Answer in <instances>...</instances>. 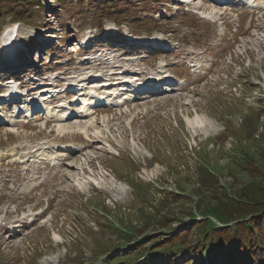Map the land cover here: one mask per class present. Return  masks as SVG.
Returning a JSON list of instances; mask_svg holds the SVG:
<instances>
[{"label":"rangeland","instance_id":"obj_1","mask_svg":"<svg viewBox=\"0 0 264 264\" xmlns=\"http://www.w3.org/2000/svg\"><path fill=\"white\" fill-rule=\"evenodd\" d=\"M40 1L27 15L11 3L0 13V39L18 27L13 49L0 43V264H147L150 242L206 220L197 206L207 195H235L264 179L237 167L248 154L258 159L264 145V134L247 137L264 114V0H191L183 7L116 0L117 10L102 18L101 0ZM87 38L88 50L81 44ZM86 53L112 64L96 67ZM10 76L22 90L18 107L4 101ZM121 76L165 81L153 93L128 84L109 89V102L124 92L133 97L79 113L83 100L93 99L82 83ZM70 82L78 87L66 89ZM143 91L148 97L138 98ZM43 100V113L22 122ZM197 113L202 123H193ZM87 121L86 130L61 131V124ZM204 158L216 185L199 183ZM129 177L153 194L141 201L146 190ZM198 237L206 236L195 228L191 240ZM175 254L153 264H196L194 254ZM257 257L250 255L251 263Z\"/></svg>","mask_w":264,"mask_h":264},{"label":"trees","instance_id":"obj_2","mask_svg":"<svg viewBox=\"0 0 264 264\" xmlns=\"http://www.w3.org/2000/svg\"><path fill=\"white\" fill-rule=\"evenodd\" d=\"M114 1L116 0L98 1L97 5H99V11L102 13L101 18L109 17L111 14L109 13L110 11L117 10L116 6L118 4L114 3ZM82 2H85V0ZM141 2V0H138V4ZM5 3H9V5L11 3V7L21 9V13L27 15L29 8L40 5L41 1L0 0V13L5 12L7 9ZM120 3L127 7L128 0H120ZM40 7V9H43L44 6ZM9 15L13 18L18 16ZM113 16L120 18L122 14L115 13ZM243 115L246 117V114ZM263 118L264 114L255 118L254 127L253 129H248L247 137L248 135L253 136L254 131L257 136L264 134ZM261 150L262 152L257 155L258 159H254L251 154H248L250 160L239 162L237 167H241L243 172L252 177L262 178L264 176V145ZM199 166V183L206 186L216 185L213 177L214 173L210 169L207 158H204V162ZM129 179L132 182V187L136 185L137 189L142 188L141 190H146L145 194H141V201H145L143 200L144 198L147 199L153 194L151 191L148 192L147 188L149 185L146 184L147 186L144 187L142 183L140 184L139 181H134L132 177H129ZM255 181L242 185L238 190L239 192H234L235 195H231L226 191L207 195V200L197 206L199 215L204 216L206 220L193 225V229H198L200 235L206 237L208 235L207 238L205 237L206 240L205 238L202 240L201 237H198L197 242H193L191 240L193 229L190 233L186 229L177 235L171 234L163 242L155 243L159 240L156 239L149 243L148 249L150 250L147 251L148 255L145 258L147 264L169 261V256L172 253H176L175 257L184 254H194L196 264H264V179L261 182ZM141 190H139V193H141ZM199 191L201 192L202 190ZM188 209L190 210L186 212L191 214V208ZM211 218L215 219L218 224L214 223ZM225 224L227 226L221 228V225ZM159 225L162 226L161 228L170 229L169 223H160ZM257 254L258 257L251 263L250 255ZM170 259L174 263L177 261V259L172 257Z\"/></svg>","mask_w":264,"mask_h":264},{"label":"bare ground","instance_id":"obj_3","mask_svg":"<svg viewBox=\"0 0 264 264\" xmlns=\"http://www.w3.org/2000/svg\"><path fill=\"white\" fill-rule=\"evenodd\" d=\"M249 1V0H248ZM123 74V73H122ZM123 77H125V76H123ZM95 78V77H94ZM118 79V78H117ZM164 79H165V77H164ZM148 82V81H147ZM118 83H120V81L119 80H117V82H115L114 84H118ZM149 83V82H148ZM121 87V86H120ZM168 87H166L165 89H167ZM148 94V92H145L144 94H142L141 96L142 97H148V96H146ZM98 95V94H97ZM93 96H95V94H93ZM92 96V97H93ZM95 99H97L96 101H94V102H97L98 100H99V97H96ZM36 100V99H35ZM54 101V100H53ZM85 101L86 100H83V103H84V106H83V110H80V112L79 113H82V112H87V110L89 109V107H87V105L89 104V100H88V102L87 103H85ZM118 101H120V100H118ZM52 102V101H51ZM34 103V102H33ZM85 107H87V108H85ZM96 110H98V109H96ZM86 115V114H85ZM59 118L60 117H57V121L59 120ZM22 121H27L25 118L22 120ZM193 123H202V118L199 116V114L197 113L196 114V116H195V118H194V122ZM90 124H91V122L90 123H88V121L86 122V123H79V124H71V125H69V124H61L60 126H61V131H62V133H67V132H69V131H74L76 128H78L79 130H86L87 129V127H89L90 126ZM64 134L61 136V138L63 139L65 136H64ZM66 144V143H65Z\"/></svg>","mask_w":264,"mask_h":264}]
</instances>
